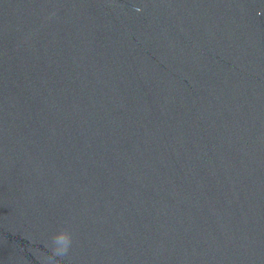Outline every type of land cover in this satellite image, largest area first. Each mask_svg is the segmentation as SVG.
Segmentation results:
<instances>
[{
    "label": "water",
    "instance_id": "95a60500",
    "mask_svg": "<svg viewBox=\"0 0 264 264\" xmlns=\"http://www.w3.org/2000/svg\"><path fill=\"white\" fill-rule=\"evenodd\" d=\"M0 264H264V0H0Z\"/></svg>",
    "mask_w": 264,
    "mask_h": 264
},
{
    "label": "clouds",
    "instance_id": "9594fccd",
    "mask_svg": "<svg viewBox=\"0 0 264 264\" xmlns=\"http://www.w3.org/2000/svg\"><path fill=\"white\" fill-rule=\"evenodd\" d=\"M72 246V236L67 231H61L52 238V252L56 257H64Z\"/></svg>",
    "mask_w": 264,
    "mask_h": 264
}]
</instances>
